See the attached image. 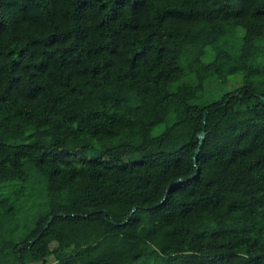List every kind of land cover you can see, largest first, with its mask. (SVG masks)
I'll return each mask as SVG.
<instances>
[{"label": "trees", "instance_id": "obj_1", "mask_svg": "<svg viewBox=\"0 0 264 264\" xmlns=\"http://www.w3.org/2000/svg\"><path fill=\"white\" fill-rule=\"evenodd\" d=\"M0 190V264H264V0H0Z\"/></svg>", "mask_w": 264, "mask_h": 264}, {"label": "rangeland", "instance_id": "obj_2", "mask_svg": "<svg viewBox=\"0 0 264 264\" xmlns=\"http://www.w3.org/2000/svg\"><path fill=\"white\" fill-rule=\"evenodd\" d=\"M251 33V32H250ZM249 33V34H250ZM249 36L250 35H247L245 36V41H246V46H249L250 44V40H249ZM232 84H235V82L233 80H230L228 79L227 81L224 82V85L221 89H219V91L221 90H229L231 87H232ZM58 139L60 141V145L65 148V149H68L71 147L72 145V140L69 136V133L67 131V129H64L62 130L60 133H59V136H58ZM3 190V189H2ZM0 190V198L1 196H3L2 194H4L5 192ZM12 190V189H11ZM30 260H31V264H40V260L37 258V257H30ZM51 262V261H50ZM49 262V263H50Z\"/></svg>", "mask_w": 264, "mask_h": 264}, {"label": "water", "instance_id": "obj_3", "mask_svg": "<svg viewBox=\"0 0 264 264\" xmlns=\"http://www.w3.org/2000/svg\"><path fill=\"white\" fill-rule=\"evenodd\" d=\"M203 134H204L203 131H200V132L198 133V140H199V142L201 141V139H202V137H203ZM197 152H198V149H195L193 157L196 156ZM176 181H177L176 179L173 180V182H172L171 184L176 183ZM58 214H60V213H58ZM33 239H34V238H33ZM33 239H32V240H33Z\"/></svg>", "mask_w": 264, "mask_h": 264}]
</instances>
